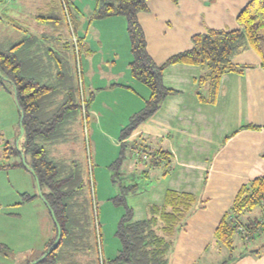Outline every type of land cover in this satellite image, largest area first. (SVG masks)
Returning a JSON list of instances; mask_svg holds the SVG:
<instances>
[{
  "label": "trees",
  "instance_id": "1",
  "mask_svg": "<svg viewBox=\"0 0 264 264\" xmlns=\"http://www.w3.org/2000/svg\"><path fill=\"white\" fill-rule=\"evenodd\" d=\"M67 1L64 0L66 6ZM147 1L94 0L92 12V19L96 20L116 16L125 19L131 54L130 74L150 91L144 107L132 115L122 128L119 136L121 142L119 155L110 165L111 170L115 169L112 182L117 183L119 189L112 202L124 210L115 231L119 248L112 258L105 259L102 256V249H99L102 259L98 262L96 244L100 232L95 233L93 216L94 211L96 213L97 211L80 165L73 160L54 159L48 152V146L65 143L63 132L71 123L78 119L80 123L87 121L89 101L83 99L84 92L81 96L79 88H77L79 103L74 101L68 87V77H65L62 71L63 61L54 49L46 47L45 53L52 62L46 60L41 64L43 62L41 61L36 65L38 70L34 74L28 69L24 70L25 62L16 54L18 48L20 50L22 44L28 40L27 38L7 50L0 51V74L13 86L23 127V134L19 138L21 148L6 147L3 155L6 157L7 152L10 151L11 154L21 155L24 162L7 167L25 168L28 172L32 170L35 173L42 197L50 206L60 227L57 245L39 263L80 264L75 260L78 255L90 253L92 257L90 264H171L176 237L198 208L200 200L190 193L168 190L160 205L148 207L144 220L133 222L132 210L127 206L126 200L139 190L136 183L123 185L124 176L119 171L123 163L131 153V158L134 159L135 152L140 151L147 156V160L143 161L139 157L135 162L146 164L144 173L146 168L147 170L161 168L165 176L172 170V156L167 151H150L146 148L141 151L137 143L130 145L124 140L159 109L167 96L175 93L163 85L162 78L166 67L173 64L197 66L201 71L196 81L197 97L204 104L215 103L223 74L242 73L245 67H236L232 63V58L246 47L258 55L260 68L264 70V0H250L242 8L235 18V29H207L203 34L194 35L191 37L190 50L171 56L160 66L156 65L147 53L144 33L137 20V13L147 10ZM171 1L177 2V0ZM75 43L79 46L78 39ZM52 65L59 68L57 78L62 80L60 84L56 82L58 79L44 80L42 73L38 76L41 66ZM58 95H62V99L59 100ZM82 101H84L83 107ZM77 108L79 115L75 118L72 113ZM82 109L87 112L84 117ZM34 198L36 197L29 195L21 197L23 203L30 202ZM263 204L264 176L255 177L241 185L214 231V241L228 252L226 260L221 264H228L239 256L234 257L236 236L242 235L243 239H252L258 230L264 228V213L261 219L252 223L244 224L242 220L243 216L262 207ZM53 231L55 235L47 242L44 252L56 238L57 231L54 224ZM1 248L4 247L0 245ZM261 249L264 250V245Z\"/></svg>",
  "mask_w": 264,
  "mask_h": 264
},
{
  "label": "crops",
  "instance_id": "2",
  "mask_svg": "<svg viewBox=\"0 0 264 264\" xmlns=\"http://www.w3.org/2000/svg\"><path fill=\"white\" fill-rule=\"evenodd\" d=\"M249 1L178 0L174 4L171 0H148L147 12L137 13L147 53L160 66L171 56L190 50L191 37L194 35L203 34L207 29H235V18ZM207 6L205 15H201L204 19L202 22L198 14ZM51 48L55 52L64 53L63 48L57 44ZM130 61L131 55L129 63ZM232 63L236 67L245 68L242 73L221 76L214 104L201 103L197 97L196 81L201 73L197 66L173 64L166 67L163 85L175 93L167 96L159 109L124 140L130 145L137 143L141 151L144 148L150 151H167L172 156V170L165 176L161 168H146V173L142 172L144 183L141 180L139 184L136 183L139 191L126 200L127 206L132 210L133 222L144 220L148 207L160 205L168 190L190 193L200 200L198 208L176 237L171 264H221L226 260L228 253L222 252L214 241V231L241 185L255 177L264 176V70L260 68L258 55L247 47L232 58ZM50 68H53L52 72L49 71ZM40 72L42 75L46 73L57 76L59 68L56 65L41 66ZM80 79L83 86L85 82L82 71ZM114 80L112 74L107 77V87H113ZM92 81L87 83L88 90L101 89L94 88ZM124 84L122 87L127 103L134 104L126 110L130 111L128 115L131 117L144 107L149 96L145 94L143 87H140L141 93L138 92V84L129 72ZM62 95L57 96L59 100ZM11 129L12 124L5 132L15 137L16 132L12 134ZM89 143L91 146L90 139ZM120 143L118 139V147ZM131 154L122 165L123 176L128 179L127 184L131 183L133 172L136 169L139 172L140 169L136 162H132ZM143 165L145 168L146 164ZM27 175L24 180L32 185L35 192L24 188L20 196L37 197L32 175ZM108 176L111 180V176ZM34 199L30 203L35 202ZM263 213L264 204L243 216V223L258 221ZM47 215L49 216L48 210ZM45 223L49 225L47 221ZM52 232L51 220L48 230H44L45 241L41 242L43 248L32 249V253H36L32 259L44 252L47 242L53 238ZM260 232L264 235V228L256 232L255 237L259 236V241L262 237L258 235ZM238 237L242 243L235 245V252H241L237 249L238 245L242 246V252L228 264H264V250L261 249L264 242L258 241L254 245L250 242L251 238L246 240L242 235ZM117 246L116 253L119 243ZM210 250H215L216 256L208 257ZM101 252L103 256V249ZM114 253L108 258L114 257Z\"/></svg>",
  "mask_w": 264,
  "mask_h": 264
},
{
  "label": "rangeland",
  "instance_id": "3",
  "mask_svg": "<svg viewBox=\"0 0 264 264\" xmlns=\"http://www.w3.org/2000/svg\"><path fill=\"white\" fill-rule=\"evenodd\" d=\"M93 8L94 0H68L67 6L64 0H0V16L2 15L0 51L7 50L27 38L21 49L18 48V52L16 50V54L25 62L24 70L28 69L34 74L38 70L37 64L50 60L45 53L46 47L51 48L55 44L62 46L64 53H56L63 61L62 71L64 76L68 77V87L77 104L79 103L77 69L83 72L85 83L82 97L86 102L89 101L87 121L84 124L78 119L71 123L63 132L65 143L48 146V152L54 159L75 161L83 170L85 184L90 188V196L94 199L93 203L97 211L93 216L99 225L94 229L95 233L100 232V245L96 244L97 258L100 262L101 246L105 259L112 256L118 247L115 231L123 208L112 202L119 189L118 184L112 182L115 169L111 170L110 165L119 155L120 147L117 146L119 135L130 119L128 115L130 111L126 112V110L134 104L127 103L125 90L122 87L125 85L128 72L130 73L131 55L125 19L120 16L102 20L92 19ZM207 10L208 6L202 8L201 14H198L200 21L204 22L202 17ZM73 38L79 40V46H76ZM52 70L53 68L49 69L51 72ZM38 73H40L38 76H41V72ZM111 74L115 79V85L107 87V77H111ZM93 76L94 79H91ZM56 77L54 74L42 75L46 81H55ZM90 79L93 80L94 88L101 89L97 91L93 88V92L88 90L87 83L90 84ZM58 82L60 84L62 80L58 78ZM135 82L139 87L138 92L141 93L140 87H143L145 94L149 96V89L141 82L137 80ZM82 103L84 104V101ZM72 114L77 118L79 109L74 110ZM10 124L14 129H11L12 134L16 132L15 137L5 132ZM18 134L19 113L14 89L0 74V167H3L0 168V245L4 247L0 249V264H26L38 259L43 253L32 259L36 253H32L31 250L35 247L39 250L43 248L41 242L45 241L44 230H48L51 223V218L47 215V210L39 197L34 199L35 202H22L20 194L24 188L35 192L32 185H28L24 180L27 175L25 172H30L25 168L7 167L22 162L21 155L11 154L10 151L7 152L6 157L3 155L6 147L21 148L19 140L16 142ZM89 139L90 142L92 141L91 146ZM132 162L135 163L134 159ZM143 163H136L140 169L139 172L137 169L132 171L134 175L131 174V183L139 184L143 180L142 172H145ZM119 171L122 173V167ZM28 175L31 177V174ZM108 175L111 176V180ZM127 182L128 179L122 180L123 185ZM46 221L49 225H46ZM258 235H262L260 241L259 236L250 239L254 245L258 244V241L264 242L262 232ZM238 243H242V240L236 236L234 245L237 246ZM238 246L237 249L242 252V246ZM219 247L222 252L228 253L224 247ZM241 252H235L234 257ZM211 255L216 256L215 250L209 251L208 257ZM204 259L207 260L206 257ZM75 260L84 264L92 261V257L90 253H86L78 255Z\"/></svg>",
  "mask_w": 264,
  "mask_h": 264
},
{
  "label": "water",
  "instance_id": "4",
  "mask_svg": "<svg viewBox=\"0 0 264 264\" xmlns=\"http://www.w3.org/2000/svg\"><path fill=\"white\" fill-rule=\"evenodd\" d=\"M21 122H22V116L19 118V135H18V137L16 139V142L19 140L20 136L23 134V127L21 125ZM22 162H24V158L23 157H22ZM29 171H30V174L32 175V177L34 179L37 196L41 199V201L46 206V208H47V210L49 212V215L51 217V220H52V222H53V224H54V226L56 228V231H57V235H56V238H55L53 244L38 259H36V260H34V261H32V262L29 263V264H38L49 253H51L54 250L55 246L57 245V243L59 241V237H60V227H59L58 223L55 220L53 211L51 210L50 206L47 204V202L45 201V199L42 197L41 190H40V185H39L37 176L35 175V173L32 170H29Z\"/></svg>",
  "mask_w": 264,
  "mask_h": 264
},
{
  "label": "built area",
  "instance_id": "5",
  "mask_svg": "<svg viewBox=\"0 0 264 264\" xmlns=\"http://www.w3.org/2000/svg\"><path fill=\"white\" fill-rule=\"evenodd\" d=\"M73 41L75 42L76 39L73 38ZM78 68H79V66H78ZM77 74H78V78H79L78 88H79V91H80V95L82 96V94H83V86H82V82H81V79H80V77H81V71H80V69H77ZM82 107H83V103H82ZM85 113H87V112L84 109H82L83 117L85 116ZM84 124H85V122H84ZM139 157H141L143 159V161H146L147 160V156L146 155L141 154L140 151H136L135 152V155H134V161H137ZM88 160H89V158H88ZM94 220H95V223H94L95 224V228L97 229L99 227V225H98V223L96 221V218ZM97 243H98V245H100V243H99V236L98 235H97Z\"/></svg>",
  "mask_w": 264,
  "mask_h": 264
}]
</instances>
